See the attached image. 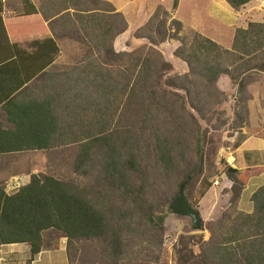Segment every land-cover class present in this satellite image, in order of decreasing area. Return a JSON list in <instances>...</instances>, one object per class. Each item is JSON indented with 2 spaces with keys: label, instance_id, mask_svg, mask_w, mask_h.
Wrapping results in <instances>:
<instances>
[{
  "label": "trees",
  "instance_id": "trees-1",
  "mask_svg": "<svg viewBox=\"0 0 264 264\" xmlns=\"http://www.w3.org/2000/svg\"><path fill=\"white\" fill-rule=\"evenodd\" d=\"M43 1H52V7L43 10L44 16H58L51 23L55 33L68 30L87 50L69 71L40 69L34 82L20 92L25 96L17 100L15 95L4 104L5 108L16 103L19 111L12 120L16 139L3 136L0 148L48 150L75 144L72 171L85 182L31 174L14 193H6L0 186V245L25 243L31 260L41 250L42 232L52 229L66 238L67 253L78 242L93 241L103 256L117 263L134 241L132 235H143L145 224L153 223L145 190L147 167L154 162L174 171L183 163L191 164L193 158L192 165L201 159L195 120L191 114L187 116L179 95L163 85L184 89L195 109V101L206 104L212 100L221 74L235 79L229 64L237 60L254 63L248 70L264 72V22L237 28L230 49L199 33L187 44L178 34L181 23L157 6L143 27L147 33L137 37L147 38L153 46L168 38L180 41L174 55L188 67L184 81L180 75L162 81L171 65L153 46L144 45L130 53L113 49V39L127 24L108 2ZM224 1L238 10L251 0ZM101 3L107 8L99 7ZM177 5L178 0H172L173 10ZM169 18L174 31L166 27ZM32 78L27 77L26 82ZM190 87L201 91L193 98ZM238 87L244 89L240 80ZM244 157L250 154L244 153ZM261 169L255 160L242 168L227 166L218 172L233 182L229 189L233 198L230 210L208 223L210 237L201 246L202 262L264 264V184L250 197L252 212L238 209L243 187ZM213 181L202 179L198 201Z\"/></svg>",
  "mask_w": 264,
  "mask_h": 264
},
{
  "label": "rangeland",
  "instance_id": "rangeland-1",
  "mask_svg": "<svg viewBox=\"0 0 264 264\" xmlns=\"http://www.w3.org/2000/svg\"><path fill=\"white\" fill-rule=\"evenodd\" d=\"M103 1L121 13L127 24L126 30L113 39V49L116 52L130 53L144 45L153 46L147 38L137 36L147 33V29L143 27L159 5L169 12L170 18L181 23L178 34L187 44L194 33H199L222 48L230 49L237 28H245L249 22H264V0H254L235 11H227L221 0H178L174 10L172 0ZM99 7L107 8L102 3ZM209 8L210 11L217 9L213 16L208 15ZM170 18L167 19L166 27L174 31L175 26L169 23ZM59 30L57 35L61 53L57 66L52 71L62 73L73 68L84 56L87 48L72 38L68 30ZM179 45L180 41L168 38L153 46L171 65L162 81L172 79L175 75H180L184 81V77L188 75L187 64L174 55V50ZM253 64L245 65L240 60L229 64L235 79L221 74L216 81L217 90L212 100L206 104L195 101V109L190 107L184 89L172 84L163 85L168 92L179 95L187 116L191 114L195 120L194 131L201 159H197L192 165L193 158L191 164L183 163L174 171H166L154 162L147 167L149 180L145 190L153 223L145 224L143 235H132L134 241L124 250L117 263L103 256L93 241H81L74 244L68 253L66 251L69 264H220L214 261L204 263L199 258L201 246L210 237L208 223L219 220L231 208L233 193L231 194L229 189L233 182L225 174L219 175L218 172L221 173L227 166L236 167L259 161L258 140L264 138V72L248 70ZM240 70L242 73L247 72L242 74L239 73ZM239 80L244 84L243 90L238 87ZM200 91L197 87H190L192 97ZM76 152L75 144L27 151L15 159L17 167L14 170L18 174L12 177L11 181H6L13 183L11 188L5 189L6 183L1 181L0 186H3L8 194L14 193L28 182L31 174H46L63 181L85 182L72 171ZM244 153H249L250 157L245 158ZM188 170L190 173L186 174ZM260 173L252 174L246 193L264 180V176H258ZM187 175L190 177L183 192L189 204L200 214L199 229L196 230L193 229L188 216L173 214L169 209V205L178 195L182 180ZM203 178H212L214 181L211 188L214 189L213 193L198 201V189ZM134 221L136 223L137 219L134 218ZM50 232L45 233V243L61 236L58 231L54 230L55 237Z\"/></svg>",
  "mask_w": 264,
  "mask_h": 264
},
{
  "label": "crops",
  "instance_id": "crops-1",
  "mask_svg": "<svg viewBox=\"0 0 264 264\" xmlns=\"http://www.w3.org/2000/svg\"><path fill=\"white\" fill-rule=\"evenodd\" d=\"M221 1L224 2L223 5L226 6L227 11L233 10L224 0ZM50 6L52 7V1L47 4L43 0H0V142L3 136L12 140L16 139V135L12 134L15 129L12 120L15 118L16 111H19L16 103L12 102L5 108L4 104L15 95L17 100L25 96L20 92L34 82L35 77H38V71L40 69H43L42 71L54 70L60 58L59 38L51 27V23L58 16L47 18L43 14V10L51 8ZM210 8L208 15L213 16L217 9L210 11ZM227 13L224 14L227 15ZM27 77L33 78L26 82ZM27 151L33 150L0 148V181L3 184L6 183L5 189L11 188L13 183L10 181L18 174L14 170L17 167L15 159ZM257 154L259 160L257 163L263 168L258 176H264V138L258 140ZM247 164L236 167L242 168ZM8 179L10 181L6 182ZM251 179L252 177L243 187L238 201V209L245 213L252 212L253 205L250 197L264 184L263 180L255 184L249 193H246ZM213 189L210 187L203 197L206 198L213 193ZM47 231H51L50 234L56 236L52 229L43 231L41 250L31 260L29 247L25 243L0 245V264H27L29 260V264H69L66 254V238L56 236L45 243Z\"/></svg>",
  "mask_w": 264,
  "mask_h": 264
},
{
  "label": "water",
  "instance_id": "water-1",
  "mask_svg": "<svg viewBox=\"0 0 264 264\" xmlns=\"http://www.w3.org/2000/svg\"><path fill=\"white\" fill-rule=\"evenodd\" d=\"M184 185H185L184 182L180 184L178 195L169 205V209L173 214L188 216L192 221L193 229L196 230L199 229L200 214L198 210L193 208L186 199L185 194L183 192Z\"/></svg>",
  "mask_w": 264,
  "mask_h": 264
}]
</instances>
